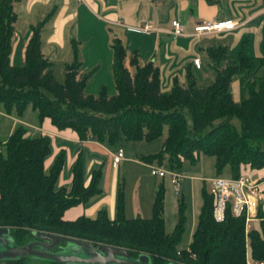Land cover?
<instances>
[{"label": "trees", "instance_id": "trees-1", "mask_svg": "<svg viewBox=\"0 0 264 264\" xmlns=\"http://www.w3.org/2000/svg\"><path fill=\"white\" fill-rule=\"evenodd\" d=\"M13 2L0 0V104L5 113L13 111L21 116L29 107L38 122L48 118L57 129L73 130L79 140L90 139L117 148L126 142L153 141L165 126L160 150L141 159L156 161L159 166L164 161L171 171H179L184 161L192 163L195 153L212 156L217 175L225 166L230 177L238 176L241 164L252 169L264 166V53L251 56L241 47L231 55L226 45L213 44L205 49L212 73L207 85L197 84L196 75L187 68L183 85L173 82L162 91L158 68L150 62L138 65L136 57L131 56L130 72L124 63L122 43L114 37L110 48L115 94L107 96L101 89L94 96L84 93L89 72L80 73L75 49L71 62L64 64L62 81L53 77L51 62L40 51L43 21L30 28L23 63L10 64L16 19ZM262 48L264 51V36ZM234 80L238 82L237 101L230 90ZM233 118L239 123V131L230 122ZM25 132V127L17 124L4 141L0 140V227L11 229L17 242L22 243L30 231L41 230L122 247L132 255L145 253L153 264L171 261L167 258L185 264H246V259L264 262L261 205L256 208L255 226L245 231L244 215L233 216L228 208L222 220L213 219L211 196L205 189L191 240L185 247H179V242L186 222V204L183 199L178 201L177 220L166 232L161 188L155 193L149 218H125L119 211L111 220L99 211L94 218L63 220L66 208L99 192L100 169L91 172L84 187L80 166L75 164L69 190L57 187L63 153L56 155L45 170L49 138Z\"/></svg>", "mask_w": 264, "mask_h": 264}, {"label": "crops", "instance_id": "crops-1", "mask_svg": "<svg viewBox=\"0 0 264 264\" xmlns=\"http://www.w3.org/2000/svg\"><path fill=\"white\" fill-rule=\"evenodd\" d=\"M12 8L16 19L13 23L10 64L19 66L23 63L30 28L43 21L40 51L51 62L53 77L58 82L60 78L63 79L64 64L71 62L75 49L80 61V73L89 72L84 93L94 94L101 89L106 94L112 93L110 43L114 37L122 43L125 50L124 63L130 72H133V67L128 64L131 56L136 57L138 65L150 62L158 68L162 91L168 90L173 82L183 85L187 68L196 75V79L210 80L212 73L208 68L205 49L213 44L226 45L231 55L241 47H245L246 53L251 56L258 57L264 53V0H214L212 3L205 0H14ZM173 19L179 22L183 34L173 37L169 34L170 21ZM224 20L236 21L237 25L228 31L193 35V26L197 23ZM144 24L150 25L151 29L147 32L140 31L139 28ZM194 57H198L201 63L197 69L191 63ZM203 69H206L205 77L200 74ZM94 84H97L95 88L92 87ZM230 90L233 99L237 101L239 92L236 80L231 82ZM17 124L25 127V135L40 133L49 138L50 153L43 162L45 170L56 155L63 153L57 187L69 190L75 164L80 166L84 187L89 183L91 172L100 169L97 184L99 192L89 196L84 202L66 208L61 215L63 220L72 221L80 216L94 218L99 211H104L111 220L119 211L125 218L150 217L152 202L158 189L147 181L150 178L146 175V170H149V165L157 164L146 162L141 156L152 153L151 150L139 148L140 144H131L127 148L120 145L122 157L117 163H113L112 156L116 146L90 139L79 140L73 130L57 129L48 118L38 122L35 111L29 107L21 116H17L13 111L5 113L0 104V129L4 127L5 132L0 140L4 141ZM241 172L255 180L264 178V167H244ZM182 175L177 191L166 177L151 175L160 179L159 188L163 194H168L166 199L162 198L164 227L165 218H172L173 212L176 215L170 228H165L168 233L177 220L178 201L183 199L185 202L188 221L196 208L197 215L199 213L202 190L208 192L207 179H202V184H199L193 177ZM260 187L264 189V183L261 182ZM260 205L264 215V191ZM196 220L191 228V235ZM192 222L191 220V224ZM190 240H187L186 245Z\"/></svg>", "mask_w": 264, "mask_h": 264}, {"label": "water", "instance_id": "water-1", "mask_svg": "<svg viewBox=\"0 0 264 264\" xmlns=\"http://www.w3.org/2000/svg\"><path fill=\"white\" fill-rule=\"evenodd\" d=\"M21 260L26 264H153L145 253L134 256L122 247L93 244L44 231H30L20 244L11 229L0 227V264Z\"/></svg>", "mask_w": 264, "mask_h": 264}, {"label": "built area", "instance_id": "built-area-1", "mask_svg": "<svg viewBox=\"0 0 264 264\" xmlns=\"http://www.w3.org/2000/svg\"><path fill=\"white\" fill-rule=\"evenodd\" d=\"M236 21H202L193 26V35L205 32H221L233 29ZM169 34L173 36L183 34L181 25L175 19L170 21ZM151 29L148 24L142 25L139 30L147 32ZM195 68L200 66V60L195 57L191 60ZM122 157V149L118 147L112 156L113 163H117ZM149 173L158 177H166L175 191L180 186L183 175L179 171L165 170L161 167L149 165ZM208 193L211 196L212 217L215 221L223 219L226 209L233 216L244 215L245 231L250 227V222L255 219L257 206L260 204L262 190L259 180L252 179L246 174L237 177L215 176L207 179ZM246 264H264L262 261L246 259Z\"/></svg>", "mask_w": 264, "mask_h": 264}, {"label": "rangeland", "instance_id": "rangeland-1", "mask_svg": "<svg viewBox=\"0 0 264 264\" xmlns=\"http://www.w3.org/2000/svg\"><path fill=\"white\" fill-rule=\"evenodd\" d=\"M195 58V57H194ZM205 71L206 69H203V73H200L202 76L205 77ZM57 81V80H56ZM62 81V78H60L59 82ZM196 83L199 84V85H207L209 83V80H200L199 78L196 79ZM97 86V84H94L92 85L93 88H95ZM48 93V92H47ZM86 93V92H85ZM106 93V92H105ZM86 94H90V93H86ZM99 94V90H97L96 93L94 94H90V95H98ZM115 94V88H114V84H113V91L111 94H107V96H111V95H114ZM48 96H50V93L47 94ZM185 119H186V122H187V125L190 124V121H189V118L187 115H185ZM231 124L233 125L234 129L236 131H239L240 130V127H239V123L236 119H231ZM3 129L4 127H2L0 129V139H3L4 137V133L3 132ZM166 136V127L164 126L163 127V130H162V134L159 138L153 140V141H150V142H145V141H140L139 143L136 142V143H124L122 144L123 146H125V148H127V146H132L131 144H135V146H139L138 144H140V147L141 149H147V150H151L152 153L150 154H154V153H157L159 150H160V147H161V142L162 140L164 139V137ZM137 148V147H136ZM137 148V149H139ZM155 164H157L156 161H153ZM156 167H159L157 165H154ZM244 167H247L248 169H252L249 167L248 164H241L240 167H239V174H246V173H243L241 172V168L243 169ZM264 167V166H263ZM161 168L162 169H165V170H168V166L167 164L162 161L161 163ZM262 168V167H261ZM176 171V170H174ZM182 174L186 175V176H191L193 177V179L195 180V182L199 183V184H202L201 183V180H205V179H209V178H213L215 176H220V177H229L230 176V170L227 166H225L222 171L220 172L219 175L216 174V171H215V168H214V158L212 156H208V155H205V154H202V153H195V159L194 161L191 163L189 161H184L180 167V170H179ZM146 175L149 176L150 179H147V181H149L151 184H154L157 189H160L159 185H160V179L157 178V177H152L149 173V170L147 171L146 170ZM247 175V174H246ZM249 176V175H248ZM250 177V176H249ZM253 179V178H252ZM259 182L261 183H264V178L260 179ZM264 191V189L262 190V192ZM181 192L178 193V196H180ZM166 194L164 193L163 194V197L166 199ZM169 206H167L168 208ZM196 211H197V208H196ZM193 213L192 214V217H191V220L193 221L192 224H191V220L188 219V221L185 222V225H184V231H183V234H182V237H181V241L179 242V247H184L186 245V242L187 240H190V236H191V228L193 227L194 225V222L197 218V213ZM175 213L173 212V214H171V217L172 218H165V228L166 230H168L170 228V226L172 225L176 215H174ZM255 224L254 222H250V227H254ZM34 231V230H33ZM37 231V230H35ZM41 231V230H40ZM43 232V231H42ZM135 256V255H134ZM168 260H171V261H174V262H177V263H180V264H185L184 262H182L181 260L177 259V258H167ZM168 263V262H166ZM3 264H26V261L25 260H21L19 262H15V263H12V262H4Z\"/></svg>", "mask_w": 264, "mask_h": 264}, {"label": "flooded vegetation", "instance_id": "flooded-vegetation-1", "mask_svg": "<svg viewBox=\"0 0 264 264\" xmlns=\"http://www.w3.org/2000/svg\"><path fill=\"white\" fill-rule=\"evenodd\" d=\"M16 242H17V240H16ZM17 243H19V242H17ZM21 244V243H20ZM16 262H19V261H16ZM12 263H15V262H12Z\"/></svg>", "mask_w": 264, "mask_h": 264}]
</instances>
